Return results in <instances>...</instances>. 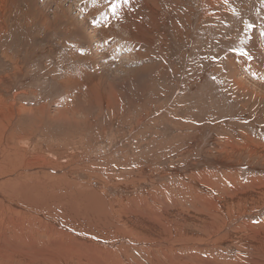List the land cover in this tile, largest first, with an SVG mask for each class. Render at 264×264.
Listing matches in <instances>:
<instances>
[{"label": "rangeland", "instance_id": "rangeland-1", "mask_svg": "<svg viewBox=\"0 0 264 264\" xmlns=\"http://www.w3.org/2000/svg\"><path fill=\"white\" fill-rule=\"evenodd\" d=\"M5 1L0 264H264L244 229L264 223V195L226 205L231 191L255 194L247 187L264 182V152L253 149L264 148V0H220L211 15L202 0H154L151 13L143 0H119L125 8L106 24L130 30L131 43L92 37L100 13L73 0ZM69 2L80 32L53 18ZM96 200L106 228L127 235L72 224L67 207L76 223ZM135 217L152 227H131Z\"/></svg>", "mask_w": 264, "mask_h": 264}, {"label": "bare ground", "instance_id": "bare-ground-1", "mask_svg": "<svg viewBox=\"0 0 264 264\" xmlns=\"http://www.w3.org/2000/svg\"><path fill=\"white\" fill-rule=\"evenodd\" d=\"M49 2H54V0H48ZM68 1V0H67ZM74 1V4L75 5H77V7L76 8H78V10H82V12H84V14H85V12L88 10V9H91V11H90V15H88V16H90L92 19H93V17H94V12L95 11H98L99 13V15H100V17L102 18V24H100L101 25V27H100V30H94V31H92L91 33H92V37H98V35L102 38V41H103V39L105 40V41H107L108 39H110L111 38V36H114V35H125L126 34V37L127 38H129L127 41H128V43H131V36H133L132 35V32L130 31V30H128V29H123V31H121V32H118L119 31V29H118V31L117 32H115V31H111V29L114 27L113 25H112V23H110L109 22V20L111 19L112 20V15H116L117 16V13L119 12V11H117V9H119V8H117L116 7V4L117 5H120L119 7H122V8H120L121 10H123V8H125V7H123V3L122 4H119V3H121V2H118L119 0H73ZM107 1H109V2H111V3H113L114 1H116V2H114L112 5H110V6H108V7H110L111 9H107L106 10V7H105V5H106V2ZM147 1H149L150 3L149 4H147L146 5V2ZM61 2V1H60ZM118 2V3H117ZM124 2V1H123ZM220 2V0H202V1H200V6H201V8H202V10L204 11V13H205V15H211L210 13H211V11L213 10V8L216 6V4L218 5V3ZM63 3V2H62ZM65 3V2H64ZM70 3V2H69ZM139 3V2H138ZM156 2L154 1V0H143L142 1V3H141V5L143 6V10H146L147 11V13H151L154 9H155V6H154V4H155ZM5 4H6V1L5 0H0V12L2 13L3 11H4V6H5ZM115 4V12H113V5ZM128 4H129V2H128ZM130 4H132V3H130ZM129 4V5H130ZM134 4V3H133ZM221 4H222V2H221ZM69 5V7H65V5H61L60 3L59 4H57V6L56 7H54L52 10H55V9H57V11L54 13V20L55 21H59L60 23H62V24H65V22L67 23V26H68V28H69V30H72V31H75V32H80V29H81V27H82V25H83V27H84V24H82L84 21H82L83 20V18H81V19H79L80 17L76 14V17H71V9H72V4L70 3V4H68ZM126 5V4H125ZM144 5H146V6H144ZM107 6V5H106ZM133 6V5H132ZM131 5H130V7H132ZM74 7V6H73ZM126 7H128L129 8V6H126ZM135 7V6H134ZM217 7V6H216ZM139 8H141L140 6H139ZM130 9H132V8H130ZM215 10H216V8H214ZM219 9H220V3H219ZM76 10V9H75ZM125 10V9H124ZM133 11V10H132ZM141 11V10H140ZM145 11V12H146ZM155 11V10H154ZM89 12V11H88ZM87 12V13H88ZM123 12V11H122ZM73 13V12H72ZM124 13V12H123ZM122 13V14H123ZM133 14V13H132ZM132 14H131V16H132ZM153 14V13H152ZM73 15V14H72ZM86 15V14H85ZM123 15H125V13L123 14ZM123 15H118V18H119V16H123ZM140 15V14H139ZM154 15V14H153ZM2 16V15H1ZM81 16V15H80ZM125 16H127V14L125 15ZM125 16H123V17H125ZM128 16H130V14L128 15ZM152 16V15H151ZM82 17V16H81ZM84 17V16H83ZM86 17V16H85ZM96 17V16H95ZM99 17V16H98ZM123 17H121V18H123ZM139 17V16H138ZM3 18V17H2ZM97 18V17H96ZM126 18V17H125ZM143 18V17H142ZM86 19V18H85ZM99 19V18H98ZM134 19V18H133ZM132 19V20H133ZM0 20H1V18H0ZM80 20V21H79ZM88 21H90V20H88ZM109 22V24H111L112 26H110L109 24H106V22ZM122 21V20H121ZM126 21V20H125ZM1 22V21H0ZM111 22H113V21H111ZM119 22V21H118ZM117 22V23H118ZM123 22V21H122ZM130 22V21H129ZM2 23V22H1ZM4 23V22H3ZM93 23V22H92ZM99 23V22H98ZM134 23V22H133ZM138 23V22H137ZM126 24V23H125ZM128 24V23H127ZM129 24H131V23H129ZM136 24V23H135ZM86 25V24H85ZM117 25V24H116ZM132 25V24H131ZM134 25V24H133ZM1 26V25H0ZM44 26V25H43ZM42 26V27H43ZM60 26V25H59ZM124 26V24H122V26L118 23V27L121 29L122 27ZM144 26V24L143 23H138V24H136V27H133V29H134V32H136V31H139V30H141V28ZM2 27H4V25L2 24ZM86 27H87V25H86ZM112 27V28H111ZM117 27V26H116ZM128 27H130L129 25H127V28ZM88 28L89 27H87V31H91V30H88ZM99 28V27H98ZM145 28L147 29V27L145 26ZM91 29V28H90ZM131 29V28H130ZM149 29V28H148ZM147 29V30H148ZM152 29V28H151ZM146 30V31H147ZM0 31H1V28H0ZM4 31V30H3ZM58 31H60V30H58ZM62 31V30H61ZM66 31V30H65ZM142 31V30H141ZM70 32V31H69ZM143 32V31H142ZM1 33V32H0ZM71 33V32H70ZM140 33V32H139ZM149 32L147 31V34H148ZM257 33V32H256ZM262 34V33H261ZM263 34H264V32H263ZM262 34V35H263ZM260 35V34H259ZM99 37V38H100ZM122 37V36H121ZM135 39V38H134ZM143 39V37H140L139 39H138V42L140 43V42H142L141 40ZM144 39H146L145 37H144ZM133 40V39H132ZM99 41V40H98ZM112 41V40H111ZM110 40H109V42H111ZM123 41H125V39L123 38ZM144 41V40H143ZM101 42V41H100ZM258 42V41H257ZM151 43V42H150ZM256 43V42H255ZM99 43H96L95 44V46L97 47V50H100L101 48H100V46L98 45ZM101 44V43H100ZM110 44V43H109ZM108 45V44H107ZM257 45V44H256ZM259 46V45H258ZM95 47V48H96ZM106 48V47H105ZM114 48H115V46H114ZM117 48V47H116ZM103 49V48H102ZM96 50V49H95ZM116 50V49H115ZM111 51H112V49H111ZM256 51H257V49H256ZM110 52H106V53H104V54H106V56H105V58L107 59V60H110V61H108L107 63H106V65L107 66H110L111 64H112V61L111 60H113L114 59V56H112V55H110L109 54ZM262 53H264V50H263V52ZM6 54V53H5ZM260 56H262V54L261 55H259L258 57V59H259V61H260ZM7 58L8 59H12L11 57H9L8 55H7ZM105 58H103V59H105ZM73 59V58H72ZM262 63H264V60L262 59V61H261ZM258 63V62H257ZM239 73V72H238ZM79 75V74H78ZM241 75V74H240ZM96 77V76H95ZM100 77V76H99ZM103 77V76H102ZM242 78V77H241ZM262 79V78H261ZM69 80V79H68ZM93 80H94V78L93 79H91L90 80V82H89V84L90 85H93ZM67 81V80H66ZM72 82H74V81H72ZM96 82V81H95ZM104 82V81H103ZM76 83L77 82H75V85H76ZM99 83V82H98ZM97 83V84H98ZM70 84V83H69ZM79 85V84H78ZM70 86V85H69ZM100 86V85H99ZM238 86H240V85H238ZM260 86H262V87H264V83H260ZM259 87V86H258ZM262 87H259V88H262ZM77 89V88H76ZM259 90H261V89H259ZM258 92V91H257ZM259 93V92H258ZM254 94H256L255 92H254ZM260 146H262V145H260ZM260 146H258V147H260ZM258 147H255V148H253L254 150H256V151H259L260 150V152H264V148H258ZM257 153H259V152H257ZM205 179V180H204ZM203 179V181H206V177ZM256 181V180H255ZM64 182V181H63ZM47 183V182H46ZM69 183V182H68ZM73 184V183H72ZM71 184V185H72ZM253 184V185H252ZM251 184V186H248L247 187V189H249V188H251V190H250V192L252 191V192H254L255 193V191H256V193L255 194H249V195H247L246 193H245V190H243L244 188H246V187H243V188H237V189H235V190H233V191H231V194H229L226 198H228L229 197V199H228V201L226 202V205L227 206H229V208H231V211H232V209H234V208H238L239 206H243V208H246V205L247 204H251V203H259L263 198H261L263 195H264V182H261V183H258L257 182V185H254V183H252ZM52 189V188H51ZM246 189V190H247ZM80 190V189H79ZM83 190V189H82ZM26 191V190H25ZM24 191V192H25ZM84 191V190H83ZM64 192V191H63ZM78 193H81V192H78ZM77 193V194H78ZM36 194V193H35ZM34 193H33V195H35ZM64 194V193H63ZM82 194V193H81ZM28 195V194H27ZM30 195V194H29ZM32 195V196H33ZM59 195V194H58ZM235 195H241V199H240V201L237 203L236 202V204L235 205H233L232 207L230 206L231 205V202L230 201H232V202H234L233 201V199L234 198H236L237 199V196H235ZM37 196H38V194H37ZM81 196V195H80ZM80 196H77L78 197V199L79 198H81ZM48 197V196H47ZM28 198V197H27ZM71 198H74V196H72ZM91 198H92V195H91ZM38 199V198H37ZM36 199V200H37ZM57 199V198H56ZM64 199V198H63ZM225 199V198H224ZM50 200H52L53 201V198H50ZM50 200H48V201H50ZM55 200V199H54ZM88 200V199H87ZM89 200H91L90 198H89ZM88 200V201H89ZM94 200V199H93ZM223 200V199H222ZM221 200V201H222ZM45 201V200H44ZM67 201V200H66ZM80 201H82V200H80ZM84 201H85V199H84ZM43 202V201H42ZM47 202V201H46ZM51 202V201H50ZM79 202V201H78ZM96 202H97V200H96ZM223 202V201H222ZM82 203H83V201H82ZM82 203H80V204H82ZM85 203H86V201H85ZM235 203V202H234ZM221 204H223V203H221ZM45 205V204H44ZM46 205H47V203H46ZM53 205V204H52ZM70 205V204H69ZM86 205H87V203H86ZM254 205V204H253ZM258 205V204H257ZM104 206L105 205H103V204H101L100 202H97V204L96 203H88V206L87 207H85V206H83L82 205V212H81V215H79L80 217L78 218V219H76L77 221H76V223L74 222L75 220H74V218L75 217H72L73 215H75L74 214V212H73V209L71 208V206H70V208H68L67 207V209H68V212H69V215H70V217L73 219L72 221H73V225L74 226H76V227H78V228H86L87 226H88V230H90L91 232H93L92 234H94V231H95V229H98V228H100L101 230H104V232L106 233V232H108V234H117L118 232H125V230H121V227H117V226H110V227H107L106 228V226L107 225H105V222H104V220H105V216H106V210L104 209ZM263 207L264 206V202L260 205V207ZM135 207V206H134ZM164 207V206H163ZM240 207V208H241ZM249 207V206H248ZM256 207V206H255ZM254 207V208H255ZM48 208V207H47ZM223 208V207H222ZM107 209H108V207H107ZM135 209V208H134ZM239 209V208H238ZM237 209V210H238ZM248 209V208H247ZM236 210V211H237ZM254 210V209H253ZM80 211V210H79ZM137 211V210H136ZM251 211V210H250ZM181 212V211H180ZM224 212V211H223ZM233 212V211H232ZM243 212V211H242ZM80 213V212H79ZM140 213V212H139ZM171 213V212H170ZM201 213V215H202V212H200ZM235 213V212H234ZM198 214V213H197ZM227 214V213H226ZM244 214V213H243ZM66 215V214H65ZM68 215V216H69ZM109 215V214H108ZM168 215V214H167ZM204 215V214H203ZM197 216V215H196ZM195 216V217H196ZM142 217V216H141ZM65 218H66V216H65ZM69 218V217H68ZM144 218V217H143ZM199 218V217H198ZM103 221H102V220ZM134 219H136V217L134 218ZM203 219V218H202ZM66 220H67V218H66ZM136 220H138V221H133V224H131L130 226L132 227H134V226H137V225H139V226H147V227H149V228H151L152 227V225H150L149 224V220L147 219V221H149V222H147L146 221V219H142V218H138V219H136ZM68 221V220H67ZM146 221L147 223H144V222ZM197 221V220H196ZM128 222V221H127ZM126 222V223H127ZM132 221H129L128 223H131ZM151 222H153V221H151ZM150 222V223H151ZM71 223V222H70ZM144 223V224H143ZM121 224V223H120ZM123 224H125V223H123ZM117 225V224H116ZM127 225V224H126ZM157 225V224H156ZM210 225V224H209ZM212 225V224H211ZM246 225H248V228L246 227V228H244V229H248L249 230V232H248V236L249 235H251V237H253V240H257V239H259V241L258 242H260V243H262V245L264 246V223H262V224H260L259 225V227H256L255 226V228H254V225H250V224H246ZM213 226V225H212ZM244 226V225H243ZM122 227H124V226H122ZM154 227V226H153ZM158 227V226H157ZM245 227V226H244ZM72 229V228H71ZM75 229V228H74ZM135 229H138V228H136L135 227ZM156 229V228H155ZM88 230H87V232H88ZM132 230V229H131ZM84 231V230H83ZM133 231V230H132ZM91 232H89V233H91ZM131 232V231H130ZM157 232V231H156ZM241 232H242V230H241ZM240 232V233H241ZM246 232V231H245ZM133 232H131V234H132ZM145 233V232H144ZM148 233V232H147ZM125 234L127 235V233L125 232ZM243 234H244V231H243ZM124 235V234H123ZM130 235V234H129ZM128 235V236H129ZM153 235V234H152ZM245 235V234H244ZM125 236V235H124ZM146 236V235H145ZM148 236V235H147ZM132 237L130 236V241L132 240L131 239ZM138 238V237H137ZM165 239V238H164ZM133 241H134V239H133ZM249 241V240H248ZM58 243V242H57ZM63 243V242H62ZM61 243V244H62ZM137 243V242H136ZM254 243V242H253ZM259 243V244H260ZM59 244V243H58ZM57 245V244H56ZM254 245V244H253ZM80 246H82V245H80V244H78V245H73V246H69V247H67V249H75V248H77V247H80ZM52 247H53V245H52ZM260 247V246H259ZM55 248V247H54ZM63 248V247H62ZM263 248V247H262ZM56 249V248H55ZM57 249H60V247H58ZM52 250V249H51ZM63 251H65V250H63ZM261 251H262V249H261ZM67 253H69V252H67ZM71 255V254H70ZM65 256V255H64ZM68 257H70V256H68ZM58 258V257H57ZM71 258H73V257H71ZM81 259V258H80ZM89 259V258H88ZM87 259V260H88ZM68 260V259H67ZM111 260H119L118 259V257L117 256H114ZM47 261H49V260H47ZM58 261H60V260H58ZM67 262V261H66ZM191 262V261H190ZM208 262V261H207ZM51 263H53V261L51 262ZM61 264V263H60ZM63 264H64V262H63ZM70 264V263H69Z\"/></svg>", "mask_w": 264, "mask_h": 264}, {"label": "snow or ice", "instance_id": "snow-or-ice-1", "mask_svg": "<svg viewBox=\"0 0 264 264\" xmlns=\"http://www.w3.org/2000/svg\"><path fill=\"white\" fill-rule=\"evenodd\" d=\"M124 2L126 3L127 0H124ZM113 12H115V4L113 5ZM241 55L247 56L248 53L246 51H244V50H241Z\"/></svg>", "mask_w": 264, "mask_h": 264}]
</instances>
